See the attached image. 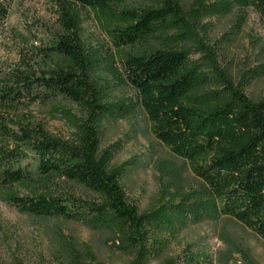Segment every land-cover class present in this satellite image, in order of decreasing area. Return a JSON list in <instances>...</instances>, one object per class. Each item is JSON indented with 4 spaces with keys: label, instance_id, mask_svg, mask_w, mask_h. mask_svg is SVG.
Masks as SVG:
<instances>
[{
    "label": "trees",
    "instance_id": "1",
    "mask_svg": "<svg viewBox=\"0 0 264 264\" xmlns=\"http://www.w3.org/2000/svg\"><path fill=\"white\" fill-rule=\"evenodd\" d=\"M12 1L0 0V29ZM137 1L142 0L63 2L57 20L60 34L47 48L48 67L40 75L29 66L16 70L11 86L0 90V97L10 104L24 97L44 103L62 99L80 113L76 117L62 107L57 110L74 130L71 141L27 126L20 127L22 136H15L21 146L13 150L0 146V187L6 202L20 214L89 228H108L109 216H113L139 237L138 264L159 258L166 246L159 240L147 248L146 225L174 236L188 222L207 219L210 209L243 224L264 241V99H247L244 87H235L220 74L214 54L200 41L194 40L193 52L203 54V62L191 59V50H141L158 31L184 29L189 34L192 25L184 23L178 0H143L147 3L143 7L130 5ZM248 8H254L264 22V0H195L189 13L199 21ZM84 9L92 11L114 46L122 76L111 55L102 58L106 69L116 81L137 91L136 102H108V86L95 77L101 63L98 51L85 53L80 40L79 10ZM203 82L215 90L205 93ZM136 104L146 113L156 139L174 157L189 162L207 189L203 196H187L142 215L127 204L120 185L127 165L110 166L119 147L101 150L100 146L106 123L131 114ZM0 135L9 136L2 123ZM25 151L30 154L29 164L24 163ZM59 181L92 192L100 202L84 201L54 188ZM14 186L26 189L28 196L20 197L12 190ZM206 258L186 254L179 263L170 259L162 264H201ZM66 264L100 263L71 255Z\"/></svg>",
    "mask_w": 264,
    "mask_h": 264
},
{
    "label": "rangeland",
    "instance_id": "2",
    "mask_svg": "<svg viewBox=\"0 0 264 264\" xmlns=\"http://www.w3.org/2000/svg\"><path fill=\"white\" fill-rule=\"evenodd\" d=\"M66 1L70 0L12 1L8 18L0 29V90L11 86V74L16 70L29 66L40 75L48 67L47 48L58 39L59 5ZM145 2L130 5L143 7ZM178 3L184 23L192 25L189 34H184V29L158 31L141 50L147 53L191 50L190 58L203 62V54L193 52L194 40L200 41L214 54L220 74L235 87H244L247 99L254 102L264 99V22L258 12L254 8L235 9L227 15L198 21L189 13L195 0H178ZM79 14L80 40L85 53L98 51L101 63L95 77L108 86V102H136L137 91L116 81L105 67L102 58L113 56L114 68L122 76L115 48L96 17L89 9L79 10ZM202 87L205 93L215 90L208 89L204 82ZM60 107L76 117L80 114L73 104L62 99L44 103L24 97L10 104L0 97V123L9 134L0 135V146L9 150L21 146L15 136H22L20 127L27 126L71 141L74 130L57 111ZM114 145L119 149L110 166L126 163L120 185L127 204L138 215L149 214L170 202L176 204L187 196H203L207 190L192 173L189 162L174 157L156 139L146 113L137 104L131 114L106 123L101 150ZM25 154L24 163L29 164L30 154L26 151ZM54 188L84 201L100 202L97 195L67 182H56ZM12 190L20 197L28 196L24 188L14 186ZM172 197L177 198L171 201ZM109 217L108 228H89L61 219L20 214L6 202L4 189L0 187V264H66L71 255L100 264H138L135 253L139 249V237L123 221ZM145 230L147 248L156 246L159 240L166 243L163 254L148 259L146 264H162L170 259L179 263L186 254L206 255L201 264H264V241L243 224L216 215L212 209L207 219L188 222L174 236L154 225H146Z\"/></svg>",
    "mask_w": 264,
    "mask_h": 264
}]
</instances>
